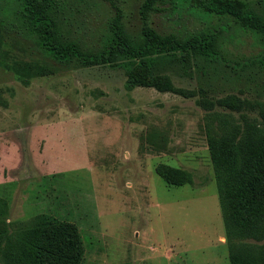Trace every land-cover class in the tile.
<instances>
[{
  "label": "rangeland",
  "instance_id": "1",
  "mask_svg": "<svg viewBox=\"0 0 264 264\" xmlns=\"http://www.w3.org/2000/svg\"><path fill=\"white\" fill-rule=\"evenodd\" d=\"M263 1L225 0L257 15ZM65 3L70 38L91 55L115 17L134 40L145 25L190 33L232 18L145 13L144 0ZM16 11L0 0V264L41 245L40 218L77 230L79 264H231L210 137L232 155L264 153V37L232 25L219 47L231 64L166 53L130 71L120 56L52 58ZM162 168L187 182L168 184Z\"/></svg>",
  "mask_w": 264,
  "mask_h": 264
},
{
  "label": "trees",
  "instance_id": "2",
  "mask_svg": "<svg viewBox=\"0 0 264 264\" xmlns=\"http://www.w3.org/2000/svg\"><path fill=\"white\" fill-rule=\"evenodd\" d=\"M7 1L17 7L16 12L22 16L28 35L34 37L49 56L64 63L77 58L83 64L99 65L110 63L114 57L120 56L130 61V71L143 69L149 72L148 66L152 63L140 60L166 53H192L209 61L221 60L231 64L219 47L221 49L223 45L222 38H232V25L264 37V1L261 15H257L250 9L239 8L225 0H144L142 10L145 13L159 12L162 10L160 6L169 5L174 18L180 17L183 12L195 14L206 23L207 16L213 12H224L232 18L231 22L190 33L162 34L145 25L139 40H134L126 33L121 18L115 17L109 22L102 48L95 55L81 54L78 42L70 38L71 13L65 0ZM237 65L241 66L240 63ZM210 140L230 263L264 264V153L249 159L242 147L235 145L236 155H232L225 152L212 137ZM159 172L170 185L187 182L182 177L176 179L169 175L164 168ZM40 220L41 226L31 234H36L41 245L23 244L17 254L8 257L7 263L79 264L83 250L77 230L68 224L58 227L57 222L45 218H40L38 223Z\"/></svg>",
  "mask_w": 264,
  "mask_h": 264
}]
</instances>
